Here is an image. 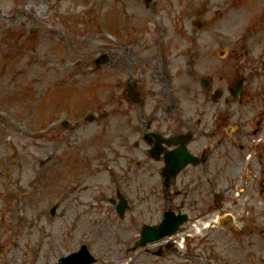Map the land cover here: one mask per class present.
<instances>
[{"label": "rangeland", "instance_id": "obj_1", "mask_svg": "<svg viewBox=\"0 0 264 264\" xmlns=\"http://www.w3.org/2000/svg\"><path fill=\"white\" fill-rule=\"evenodd\" d=\"M159 48L176 77L164 90L153 77ZM189 62L211 77L207 88ZM132 80L143 82L147 120L157 112L177 126L179 115L181 131L208 133L191 147L207 163L170 195L141 109L124 101ZM119 194L123 218L110 202ZM179 199L191 217L179 250L133 251L141 227ZM82 244L101 264H264V0H0V264H61Z\"/></svg>", "mask_w": 264, "mask_h": 264}, {"label": "flooded vegetation", "instance_id": "obj_2", "mask_svg": "<svg viewBox=\"0 0 264 264\" xmlns=\"http://www.w3.org/2000/svg\"><path fill=\"white\" fill-rule=\"evenodd\" d=\"M159 52H160V57H159V65L157 66L158 69L156 70H153V77L154 79H156V81L158 82V84L161 86L160 88H162L164 90V86L165 84L168 86V83L167 81H175L176 80V77H174L175 75H173L171 78H169L167 75H166V69L167 67H169L171 65V58L170 56L169 57H166V54L168 55V53L164 52L161 50V48H159ZM192 58L194 59V61L198 63V60L201 57H199V59L196 58V53H194L192 55ZM168 61H170V64H168ZM195 62H189V66H190V72L192 73V80L198 82V78H197V75L196 73L192 70L193 67H194V64L196 66V63ZM167 66V67H166ZM133 82H129L128 85H127V90L131 89V88H134V92H137L139 90V85L140 87L143 85V82H140V81H137L135 82L134 80H132ZM209 83H210V80H206L205 83L201 82L202 85H204L206 88L209 86ZM162 84V85H161ZM139 92V97L138 98H133L131 97L128 98V100H126V104L129 106L131 104H134V105H137L139 103H141L140 105H137L138 108H141V112H142V117H141V121H142V133H143V140L144 142L146 143V145L148 146V154H150V151L151 149L155 146V138L153 135H149L148 138H146L147 134L148 133H156V134H159L163 137H166V138H172V142L175 143V140L177 139V137H179L181 134H183L184 132L188 134V148H190L191 146H195V144H198V141H197V136L195 134L192 133V129H187V131H181V122H180V117L179 115L177 116L178 119H179V125H175V120L173 118H169L168 120L164 121V120H159V119H155L154 117H156L158 115L157 112L154 113V115L152 116L153 119L151 120H147L146 117L143 115L144 113V107H145V102L146 100L143 99V97H141V93L140 91ZM163 92V91H161ZM173 98H176V97H173ZM158 103L159 107L158 109L155 107V110H159L160 108H165L166 107V104L164 106H162V103L161 101H155V103ZM225 106L229 104V99L226 98L223 100L222 102ZM172 105V104H171ZM171 105H169V110L170 111H175V112H178V109H179V103L178 102H174L172 107ZM172 110H171V109ZM155 110H149V112H154ZM168 110V111H169ZM167 111V112H168ZM169 111V112H170ZM207 136V135H206ZM173 149V147H165L163 149V153H167L168 151H171ZM200 151V154H195L197 156H199V161H200V164L201 165L202 163H204L206 161V151L205 149H202V150H199ZM157 163H160L162 164V169L164 168V162H163V159H159L157 160ZM198 165V166H199ZM196 166V167H198ZM196 167H193V168H196ZM176 183H180V177L178 176L177 178L175 179H172L171 181L169 182H165L163 180V185L165 187L167 186H172V187H176Z\"/></svg>", "mask_w": 264, "mask_h": 264}, {"label": "water", "instance_id": "obj_3", "mask_svg": "<svg viewBox=\"0 0 264 264\" xmlns=\"http://www.w3.org/2000/svg\"><path fill=\"white\" fill-rule=\"evenodd\" d=\"M148 2L150 0H147ZM173 161L175 162V159H177V155L172 157ZM181 159H183V153L181 154ZM168 176V172H166ZM56 208H53V213L55 212ZM125 210V204L124 206L120 209V213L123 214V211ZM186 218L182 217L179 219V217H172L170 215H167V219L165 223H163L159 229H148L146 232L142 234V240L139 244L145 245L147 242H153L157 241L159 239H162L168 235H171L174 233V231L177 229L179 224H181ZM92 260L89 258L88 253L85 248H82L81 252L70 256L67 259L62 260L61 264H89L91 263Z\"/></svg>", "mask_w": 264, "mask_h": 264}]
</instances>
